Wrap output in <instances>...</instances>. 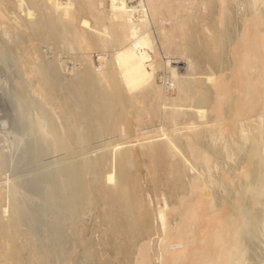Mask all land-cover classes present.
Returning a JSON list of instances; mask_svg holds the SVG:
<instances>
[{
  "label": "bare ground",
  "instance_id": "bare-ground-1",
  "mask_svg": "<svg viewBox=\"0 0 264 264\" xmlns=\"http://www.w3.org/2000/svg\"><path fill=\"white\" fill-rule=\"evenodd\" d=\"M0 104V264H264V0H0Z\"/></svg>",
  "mask_w": 264,
  "mask_h": 264
},
{
  "label": "rangeland",
  "instance_id": "rangeland-1",
  "mask_svg": "<svg viewBox=\"0 0 264 264\" xmlns=\"http://www.w3.org/2000/svg\"><path fill=\"white\" fill-rule=\"evenodd\" d=\"M30 37H33L32 39H33V41L35 42V44H37V42H39L40 40H38L37 39V37L35 36V35H30ZM37 39H35V38ZM40 43H42V41H40ZM39 44V43H38ZM29 45V44H28ZM26 46V45H25ZM52 46V45H51ZM42 50H47L48 51V48L46 47V46H44V42L42 43V44H40V46H39ZM53 48H52V52H54V53H56L57 51H60V57H62V58H67L68 57V60H70L71 59V57H75L77 54L74 52V54L72 55V53L73 52H71V53H66V50H65V47L63 48V45L61 44V46H58V45H56V46H52ZM63 48V49H62ZM49 52V51H48ZM53 54V53H52ZM70 54V55H69ZM65 55V56H64ZM70 57V58H69ZM1 105L2 104H0V107H1ZM6 109V107H5V105L3 104V106L1 107L2 109L0 110V120L4 117V115H5V112H4V108ZM106 139H108L107 137H105V138H98V139H93L88 145H87V147H86V149H88L87 151L89 152V153H91V154H93V153H95L96 151H97V149L99 148V147H101L102 146V143L104 142V140H106ZM99 140H101V141H99ZM99 142V143H98ZM102 142V143H101ZM96 147H97V149H96ZM56 156V155H55ZM55 156H49V158L47 157L46 158V160L47 161H49V160H52ZM58 156H61V155H58ZM57 157V156H56ZM46 160H44V161H42V162H47ZM139 167H141V164L139 163V165L137 166V168L139 169V171L137 172V174H139L140 176H141V182H142V184L145 186L146 184H147V181H146V177H145V175H144V173H145V171H144V166H142V171H140L141 170V168H139ZM141 173V174H140ZM2 183H3V181L0 179V185H2ZM145 183V184H144ZM95 212H96V210L95 211H92V213H88V215H86V217H84V220H85V224H86V226H89V228H87L86 227V235L88 236L89 235V237L90 238H93V239H95L96 240V238H97V235H98V232H100L99 231V229H101V227L99 226H97V227H95L96 226V222L99 220V219H94L95 218ZM90 214H92L93 216H94V218H92L93 216H91ZM91 217H90V216ZM88 216L90 217V218H88ZM89 220V221H88ZM95 221V222H94ZM87 222V223H86ZM93 225H95V226H93ZM88 230V231H87ZM109 239V238H108ZM100 249H99V248ZM94 248H95V250L96 251H98L99 252V254H100V252L101 251H99V250H101V249H103V248H105V246H103V245H99V246H94ZM108 249V248H107ZM110 249V248H109ZM108 249V251H110L111 252V249L109 250ZM101 255V254H100Z\"/></svg>",
  "mask_w": 264,
  "mask_h": 264
}]
</instances>
